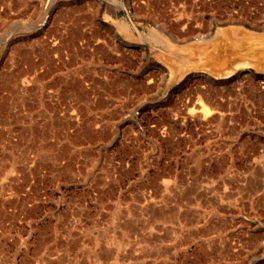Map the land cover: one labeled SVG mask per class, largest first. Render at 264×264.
Instances as JSON below:
<instances>
[{
	"label": "rangeland",
	"instance_id": "obj_1",
	"mask_svg": "<svg viewBox=\"0 0 264 264\" xmlns=\"http://www.w3.org/2000/svg\"><path fill=\"white\" fill-rule=\"evenodd\" d=\"M252 36L264 0H0V95L27 85L39 103L77 64L111 90L86 120L83 209L0 210V264H264Z\"/></svg>",
	"mask_w": 264,
	"mask_h": 264
},
{
	"label": "built area",
	"instance_id": "obj_2",
	"mask_svg": "<svg viewBox=\"0 0 264 264\" xmlns=\"http://www.w3.org/2000/svg\"><path fill=\"white\" fill-rule=\"evenodd\" d=\"M69 68L73 79L37 95L39 103L27 85L15 100L12 94L0 95V210L24 217L83 209V172L87 162L94 164V156H87L94 150L87 151L84 135L99 130L95 121L86 120L100 117L99 102L111 90L94 78L99 72L95 65Z\"/></svg>",
	"mask_w": 264,
	"mask_h": 264
},
{
	"label": "bare ground",
	"instance_id": "obj_3",
	"mask_svg": "<svg viewBox=\"0 0 264 264\" xmlns=\"http://www.w3.org/2000/svg\"><path fill=\"white\" fill-rule=\"evenodd\" d=\"M135 14V13H134ZM135 15H137V14H135ZM122 27H124V28H126L127 26L125 25V24H122ZM255 37H257V36H255ZM255 37H249L248 38V40L250 41L249 43H250V46L252 47V48H256V47H263L264 46V37H259V38H255ZM264 57V51L263 52H259V51H255V52H253V56H252V58L254 59V60H261V58H263ZM210 60H211V63H213V64H215V66L214 67H212V70L214 69V70H222L224 67H225V65H226V63H227V59L226 58H219V57H214V56H211L210 57ZM238 63V62H237ZM241 63V62H240ZM239 64V63H238ZM244 64H247V63H241V64H239V66L236 64V67H240V65L242 66V65H244ZM262 66L264 67V61L262 62ZM235 67V68H236ZM234 68V69H235ZM207 69V68H206ZM209 69V68H208ZM234 69H232V70H234ZM237 69V68H236ZM231 70V69H230ZM229 69H228V71H230ZM231 70V71H232ZM224 71H227V68H226V70L224 69ZM224 71H222V73H215L216 74V76L218 77L219 75H221V76H227V75H225V74H230L231 75V71L230 72H225V73H223ZM206 72V71H205ZM215 72V71H214ZM213 73V72H212ZM233 73V72H232ZM235 73V72H234ZM210 74V73H209ZM208 74V75H209ZM215 74H211V75H214V78L216 77L215 76ZM207 75V74H206ZM205 75V76H206ZM229 76V75H228ZM207 77V76H206ZM226 78V77H225ZM222 79H223V77H222ZM200 101V100H199ZM199 105H200V111H204V113H205V115H208V114H210L211 112H210V110H208L207 109V107H205L201 102H199L198 103V107H199ZM197 108V107H196ZM195 108V109H196ZM198 110V111H199ZM210 112V113H209ZM209 116V115H208Z\"/></svg>",
	"mask_w": 264,
	"mask_h": 264
}]
</instances>
